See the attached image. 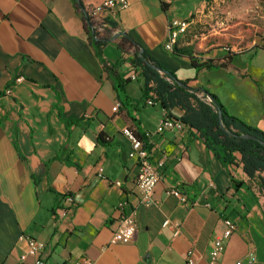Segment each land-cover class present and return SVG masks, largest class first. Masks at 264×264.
<instances>
[{
    "label": "crops",
    "instance_id": "crops-1",
    "mask_svg": "<svg viewBox=\"0 0 264 264\" xmlns=\"http://www.w3.org/2000/svg\"><path fill=\"white\" fill-rule=\"evenodd\" d=\"M80 1L86 12L105 0ZM127 3L106 14L108 29L94 39L73 0H0V92H11L0 96V264H20L21 237L45 244L42 264H208L225 221L236 230L223 241L219 264H264V190L248 182L240 164L222 165L188 127L157 133L163 111L155 100H144L139 83L129 80L131 69L119 62L125 56L120 43L128 37L177 80H191L188 87L204 88L228 114L264 132V35L243 51L232 50L239 73L195 76L185 56L164 49L174 19L193 18L177 52L243 11L263 26L264 0ZM225 56L216 50L203 59ZM117 79L129 80L124 103ZM69 119L80 125L65 126ZM125 128L142 140L153 164L162 161L149 206L136 188ZM231 179L244 185L234 189ZM173 188L186 203L168 194ZM64 195L73 205L62 203ZM63 206L68 215L60 220ZM123 216L134 221L133 238L111 245ZM165 220L180 225L177 236L162 227Z\"/></svg>",
    "mask_w": 264,
    "mask_h": 264
},
{
    "label": "trees",
    "instance_id": "trees-1",
    "mask_svg": "<svg viewBox=\"0 0 264 264\" xmlns=\"http://www.w3.org/2000/svg\"><path fill=\"white\" fill-rule=\"evenodd\" d=\"M73 1L76 9L83 8L80 0ZM164 6L161 3V7ZM82 18L86 30L89 31L86 12ZM263 34L264 27L254 21H231L214 31L204 32L180 52L176 49L174 52L189 60L195 76L200 72L216 70L239 73L232 64V58L236 55L232 50L243 51L249 48L254 40ZM133 45L136 49H133L131 59L123 57L119 62L124 64L129 60L139 71L137 82L144 100L147 102L155 100L168 118L180 121L193 130L207 151L222 165L240 164L248 182H254L259 190H264V177L261 176L264 174V132L228 114L219 99L204 88L188 87L187 84L191 80L179 81L172 73L169 76L160 73L166 69L128 37L121 41L119 47L125 53L123 55H126L127 49L133 48ZM216 50H224L226 56L203 59ZM240 75L245 77L244 74ZM128 82L129 80L117 79L115 83L122 103L127 99L124 86ZM173 110L178 111L177 117L172 116ZM64 124L67 127L79 126L80 120L69 119L64 121ZM243 185V182L231 179V186L234 189Z\"/></svg>",
    "mask_w": 264,
    "mask_h": 264
},
{
    "label": "built area",
    "instance_id": "built-area-1",
    "mask_svg": "<svg viewBox=\"0 0 264 264\" xmlns=\"http://www.w3.org/2000/svg\"><path fill=\"white\" fill-rule=\"evenodd\" d=\"M127 7V0H105L99 5H96L86 11V22L88 25V30L91 33L90 36L96 39L101 37L105 33V31L108 29V23L106 22V14L108 12L120 11L126 9ZM77 10L79 12H82L83 17L84 11H82L81 8ZM192 23L193 18L186 20L174 19L168 23L167 39L164 44V49L167 52H174L175 46L179 38L186 35ZM114 37H117L116 32L114 33ZM127 56L128 55H125L124 57L126 58ZM129 60L124 63L132 71L129 75V80L137 81L139 71L132 66ZM22 81L23 79L20 77L15 80L16 83H21ZM10 93V89H5L4 91L0 92V96H8L10 95ZM147 103L151 105L152 101H148ZM185 127L186 126L180 121L168 118L163 112V118L159 121L156 127V132L161 133L164 130L180 132ZM122 133L130 144L128 158L134 160L137 165L136 188L139 192L141 201L144 203V205L149 206L152 203V195L155 186L161 180L159 169L160 167H162V161L153 164L149 159V155L142 140L138 139L130 129L125 128ZM168 194L173 195L179 200L180 203L184 204L187 202V197L178 188L170 189L168 191ZM61 201L66 205H73V199L71 196L64 195ZM123 205L124 203H121L118 207L122 208ZM67 215V206L59 208L58 219H64L67 217ZM224 226L225 229L222 234L219 237L215 238L212 242V246L208 254V264H219V258L221 257L222 252L224 250L223 241L227 239L231 235V233L236 230L235 225L230 221H225ZM162 227L170 228L173 233V236H177L180 232V225L177 223H171L168 220L163 221ZM134 233L135 224L132 217L123 216L119 222L118 228L111 235L110 244H128L132 240ZM20 240L25 244V250L23 254L19 257L20 264H23L29 258L32 259V264H42L41 255L45 249V244L42 241H37L30 237H21ZM191 253L192 250H189L187 252V257L190 256ZM248 258V263H252L253 254L250 253ZM84 264L92 263L85 262ZM187 264L196 263L191 260H188ZM236 264L241 263L238 262Z\"/></svg>",
    "mask_w": 264,
    "mask_h": 264
},
{
    "label": "rangeland",
    "instance_id": "rangeland-1",
    "mask_svg": "<svg viewBox=\"0 0 264 264\" xmlns=\"http://www.w3.org/2000/svg\"><path fill=\"white\" fill-rule=\"evenodd\" d=\"M235 8H237V9H240L241 7H235ZM251 9V8H250ZM250 15H251V13H250ZM231 21H254V22H256V23H258V24H260L261 25V23H259V22H257L256 20H252L251 19V17H249V18H246V13L243 11V13L241 14V15H239V17L238 16H235V18L233 19V20H231ZM230 21V22H231ZM225 24H223L222 26H224ZM221 26V27H222ZM263 27H264V24H263ZM264 35V34H263ZM128 48V47H127ZM126 48V49H127ZM130 49V48H129ZM262 49H264V47L262 48ZM127 51H128V49H127Z\"/></svg>",
    "mask_w": 264,
    "mask_h": 264
},
{
    "label": "water",
    "instance_id": "water-1",
    "mask_svg": "<svg viewBox=\"0 0 264 264\" xmlns=\"http://www.w3.org/2000/svg\"><path fill=\"white\" fill-rule=\"evenodd\" d=\"M160 73H163V74H165V75H167V76H169V75L171 74L169 71H166V70H164V71H160Z\"/></svg>",
    "mask_w": 264,
    "mask_h": 264
}]
</instances>
